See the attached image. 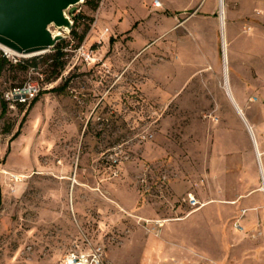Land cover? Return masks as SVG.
Here are the masks:
<instances>
[{
    "label": "rangeland",
    "instance_id": "1",
    "mask_svg": "<svg viewBox=\"0 0 264 264\" xmlns=\"http://www.w3.org/2000/svg\"><path fill=\"white\" fill-rule=\"evenodd\" d=\"M224 6L230 89L258 148L225 88L219 0H82L65 13L89 25L83 41L49 24L58 77L5 65L0 264L96 247L108 264H264V0ZM32 79L38 92L4 108Z\"/></svg>",
    "mask_w": 264,
    "mask_h": 264
},
{
    "label": "water",
    "instance_id": "2",
    "mask_svg": "<svg viewBox=\"0 0 264 264\" xmlns=\"http://www.w3.org/2000/svg\"><path fill=\"white\" fill-rule=\"evenodd\" d=\"M80 1L82 0H0V47L5 51L7 48L19 55L50 49L56 41L61 39L62 35L60 33L54 36L49 24L55 22L60 26L67 21V16L69 26L63 27L71 30L73 19L65 13V9ZM227 93L232 100L228 91ZM235 107L239 112L237 105ZM239 113L257 147L252 125L249 126L243 112ZM257 151L260 156L259 149ZM260 168L264 179L261 158Z\"/></svg>",
    "mask_w": 264,
    "mask_h": 264
},
{
    "label": "built area",
    "instance_id": "3",
    "mask_svg": "<svg viewBox=\"0 0 264 264\" xmlns=\"http://www.w3.org/2000/svg\"><path fill=\"white\" fill-rule=\"evenodd\" d=\"M156 5L160 4V0H154ZM77 51L80 55L84 57L87 62H92L95 60V56L92 50H86L83 46H79ZM40 83L37 79H32L24 83L23 85L16 86L6 91L5 99L13 104L15 102H25L27 99L33 97L39 90ZM188 201L192 205L198 204V199L191 192L188 193ZM63 264H108L104 261L102 256V251L100 247L92 249L90 252H71Z\"/></svg>",
    "mask_w": 264,
    "mask_h": 264
},
{
    "label": "trees",
    "instance_id": "4",
    "mask_svg": "<svg viewBox=\"0 0 264 264\" xmlns=\"http://www.w3.org/2000/svg\"><path fill=\"white\" fill-rule=\"evenodd\" d=\"M97 2L93 3V7L97 6ZM73 27L71 29V33L78 39V42L84 40L87 31L89 29V25H87L82 31L77 30L76 26V19L79 18V14L74 15L73 17ZM65 54L66 51L64 47L60 44V40L56 41L54 46L52 47V52L43 54L41 56L34 55L29 58H17L16 63H13L11 59L0 49V75L5 67L6 64L10 65H16L19 66L21 69H27L30 65L37 66L39 60H42L44 63H47V65L50 67L51 75L55 78L58 77L65 64ZM20 86V85H15ZM13 87V88H14ZM23 103V102H21ZM8 103L7 100H5L4 108L7 107ZM0 195H1V188H0Z\"/></svg>",
    "mask_w": 264,
    "mask_h": 264
},
{
    "label": "bare ground",
    "instance_id": "5",
    "mask_svg": "<svg viewBox=\"0 0 264 264\" xmlns=\"http://www.w3.org/2000/svg\"><path fill=\"white\" fill-rule=\"evenodd\" d=\"M224 0H219V8L221 9V15H220V28L222 31V41H223V56H224V83H225V88L226 90L229 92V94L232 97V100L234 102L235 105H237L239 112H243L241 107L238 105V103L236 102L233 94L231 93V89H230V83H229V77H228V69H227V62L229 60V52H228V48H227V34H226V19H225V9H224ZM67 21L63 24H60V26H65L68 27L69 26V18L66 16ZM60 31L57 32H53V35L56 36L57 34H60ZM5 48V47H4ZM7 52L13 53L11 50L5 48ZM244 114V113H243ZM245 115V114H244ZM249 123V122H248ZM251 124L249 123V126ZM251 127V126H250ZM258 151L256 152L257 158H259L260 160V156L258 155ZM260 168V167H259Z\"/></svg>",
    "mask_w": 264,
    "mask_h": 264
}]
</instances>
